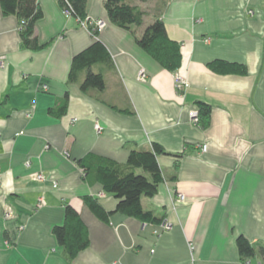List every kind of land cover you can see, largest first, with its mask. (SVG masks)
I'll list each match as a JSON object with an SVG mask.
<instances>
[{"label": "crops", "instance_id": "1", "mask_svg": "<svg viewBox=\"0 0 264 264\" xmlns=\"http://www.w3.org/2000/svg\"><path fill=\"white\" fill-rule=\"evenodd\" d=\"M36 1L42 15L34 35L47 44L37 50L21 46L19 20L0 8V264H261L264 0H127L145 11L132 30L109 21L105 0H86L87 18L104 21L96 35L65 14L59 0ZM156 12L180 44L175 71L136 43ZM95 40L110 65H92L102 71L104 88L83 91L86 69L70 81L71 63ZM215 59L243 64L247 72L218 74L207 66ZM176 74L187 82L183 89ZM65 95L66 112L48 113ZM199 102L210 105L206 127L190 119ZM154 144L162 149L156 158L163 179L141 204L168 229L117 212L100 221L82 197H98L107 211L116 199L88 183L77 161L93 154L123 163L130 150ZM37 173L45 180L37 181ZM66 204L79 212L89 236L70 262L52 233ZM238 235L256 248L245 261Z\"/></svg>", "mask_w": 264, "mask_h": 264}, {"label": "trees", "instance_id": "2", "mask_svg": "<svg viewBox=\"0 0 264 264\" xmlns=\"http://www.w3.org/2000/svg\"><path fill=\"white\" fill-rule=\"evenodd\" d=\"M59 6L78 21L87 18L86 0H59ZM103 6L109 21L119 28L132 30V27L143 24L145 11L127 0H105ZM0 8L4 15H14L19 20V36L23 48L37 50L47 45L39 43L34 35L35 22L42 15L36 0H0ZM89 29L92 35L97 34L91 27ZM136 43L163 69L175 71L180 67L182 59L180 44L168 37L159 12H156L153 20L136 38ZM94 64L110 65L109 54L99 40H95L73 57L69 80L76 81L79 70L85 68L86 74L80 83L81 90L85 91L88 88L102 90L104 76L101 70L96 72L91 70ZM207 66L218 74L245 75L247 72L245 65L222 59L212 60ZM67 102L68 97L65 95L57 106L48 109V113L53 116L63 115L66 112ZM197 111L198 122L195 124L206 127L210 119V105L199 102ZM161 152V147L154 144L152 150H130L123 163L93 154L78 160L83 178L88 183H99L105 193L116 199L114 209L107 211L98 197L83 196L82 200L92 214L102 222H108L109 216L117 212L142 222L161 223L162 217L156 216L150 210H144L141 204V197L153 196L163 179L156 158ZM52 233L62 247V254L67 262L89 244L87 227L79 212L69 204L65 205L62 224L54 226ZM236 246L240 258L244 261L256 253L255 245L243 235L237 236ZM257 251L262 259L261 264H264V247L258 245Z\"/></svg>", "mask_w": 264, "mask_h": 264}, {"label": "built area", "instance_id": "3", "mask_svg": "<svg viewBox=\"0 0 264 264\" xmlns=\"http://www.w3.org/2000/svg\"><path fill=\"white\" fill-rule=\"evenodd\" d=\"M63 12L65 14L69 15L67 10H63ZM78 23L81 24L82 26L88 27V29L91 27L92 31H96L97 33L100 32L102 30V28L104 27V21L102 19L90 20V19L86 18L84 20L78 21ZM90 32H91V30H90ZM2 65H3V62H2V60L0 58V66H2ZM139 75H140V77H143L144 73L140 72ZM175 83H176V86H177L178 89H183L185 86H187V82L184 79H182L181 76H179L178 74L175 75ZM189 115H190L191 121L194 124L198 122V111H197V109H194V110L190 111ZM71 121L74 122L75 119H72ZM94 128H95V130L97 132H101L102 129H103L99 124H95ZM206 148H207L206 144H202L200 146V150L201 151H205ZM34 178L37 181L45 180V176L42 173H37ZM51 183H52L53 187L56 186V184L54 182H51ZM175 197H176L177 200H180V201L184 199V196L182 194H180V193L176 194ZM39 203L41 204L42 200H39ZM9 215H10L9 213L6 214V216H9ZM168 227H169L168 224L165 221L162 220L161 228L162 229H168Z\"/></svg>", "mask_w": 264, "mask_h": 264}]
</instances>
